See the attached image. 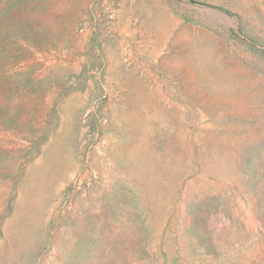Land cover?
Listing matches in <instances>:
<instances>
[{
	"label": "rangeland",
	"instance_id": "rangeland-1",
	"mask_svg": "<svg viewBox=\"0 0 264 264\" xmlns=\"http://www.w3.org/2000/svg\"><path fill=\"white\" fill-rule=\"evenodd\" d=\"M0 264H264V0H0Z\"/></svg>",
	"mask_w": 264,
	"mask_h": 264
},
{
	"label": "water",
	"instance_id": "water-1",
	"mask_svg": "<svg viewBox=\"0 0 264 264\" xmlns=\"http://www.w3.org/2000/svg\"><path fill=\"white\" fill-rule=\"evenodd\" d=\"M210 10H214V11H217V12H219V13H221V14H224V15H226V16H229L228 14H226L225 12H223V11H221L220 9H217V8H215V7H212V6H210V7H208Z\"/></svg>",
	"mask_w": 264,
	"mask_h": 264
},
{
	"label": "trees",
	"instance_id": "trees-1",
	"mask_svg": "<svg viewBox=\"0 0 264 264\" xmlns=\"http://www.w3.org/2000/svg\"><path fill=\"white\" fill-rule=\"evenodd\" d=\"M195 3H197V1H194Z\"/></svg>",
	"mask_w": 264,
	"mask_h": 264
}]
</instances>
